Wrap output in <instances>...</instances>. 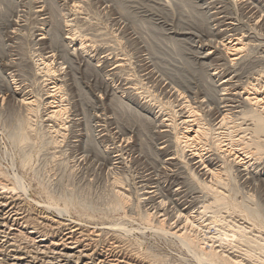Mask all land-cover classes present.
<instances>
[{"label":"rangeland","instance_id":"1","mask_svg":"<svg viewBox=\"0 0 264 264\" xmlns=\"http://www.w3.org/2000/svg\"><path fill=\"white\" fill-rule=\"evenodd\" d=\"M40 7H43V12L37 13ZM258 9L264 13V0H241L239 4L234 0H0V174H3L0 175V182L13 184L14 174L19 176L21 182L19 190L13 195L0 191V202L8 206L0 207V232L5 233H0V244H4L3 249L0 247V264H41L32 258L51 262L52 258L58 256L56 253L67 255L68 264H102L105 259L107 262L103 264H207L198 261L173 238L155 234L149 229L150 225L143 222L141 214L150 208L142 204L141 192L136 186L140 177L150 173L153 180L157 177L156 181L162 191H167L166 194H172L177 188L185 192L184 198L177 204L180 210L188 208L183 213L193 212L200 207L201 200L192 199L203 196L199 193L200 187L190 178L188 168L180 157L184 145L181 142L183 128L179 124L181 117L187 116L182 108L185 105L183 98L201 101L207 93L204 75L217 71L219 76L217 74L214 79L221 81L228 78L231 82L225 85L226 93L240 95L239 98L235 95L240 102L253 96V92L248 90L250 83L259 82L263 86L264 27L257 24L262 20ZM199 11H202L201 15ZM213 13L217 16H212ZM199 17H204L207 25L202 23L204 18ZM221 22H231L232 26L230 31L216 34V37L215 33L222 29ZM58 26L59 40L70 34L67 48H70V52L64 53L58 43L50 44L51 31ZM231 33L245 35V43L246 40L251 41L243 51L236 53L237 58L226 55L220 45ZM42 34L46 35V40L37 43ZM78 41L89 46L87 57L77 50L73 51ZM208 50L212 52L208 56L210 61H201L200 54L208 53ZM49 54H52L50 60L54 73H49L40 62L41 55L46 57ZM231 58L237 62L234 64ZM119 62L122 67H118L115 75L110 76L111 69ZM254 71L256 74L251 73ZM244 74L251 75L246 77ZM107 80L110 91L104 87L103 82ZM53 83L60 86L56 101L64 111L59 118L51 120L46 117L51 110L46 106L50 99L45 100V92ZM199 88L205 89L201 91ZM14 89L17 90L15 93L12 91ZM173 89L174 92L178 91L177 94ZM21 98L34 101L32 112L21 104ZM201 108L200 113H206L207 109ZM135 113L148 120L143 129L145 131L138 126ZM157 118L172 120L167 122L172 125L168 127V139L171 141L170 151L175 153L179 163L176 170L171 169L172 174L153 166L164 156H156V149L164 139L157 135V130L150 124L151 119ZM20 120H28L29 123L25 130L29 133L26 132L28 141L24 143H17L15 138ZM122 134H126L124 139ZM213 141L208 139L204 147L212 151L218 161ZM105 151L111 156L118 155V166L103 160L99 154ZM185 177L186 182L183 183ZM115 179L120 182V191L131 198L126 205L129 207L121 212L109 209L110 189ZM258 182L256 193L251 191L250 185H246L244 191L254 194L251 203L263 211L264 184L260 180ZM70 200L75 207L69 206ZM164 201L165 209L173 215L174 203L169 199ZM78 204L92 211L77 213L74 209ZM46 205L51 208L48 210ZM65 205L68 211H64ZM9 206L20 214L12 221L3 219L2 215L10 209ZM226 212L213 207L202 219L205 220L204 224L211 223L208 235L214 233L212 222L215 219L216 222L222 217L229 219L230 214ZM21 217L22 221L15 222ZM235 219L240 220L239 217ZM173 220L175 222V218H171L168 224H173ZM72 222L71 226L76 225V229H80L77 231L83 234L76 231L74 240L66 241V237L62 238L60 233L68 232L67 227ZM222 223H217V226L225 227ZM34 232L46 235L39 237ZM41 238L45 241L39 242ZM75 240H79V244H69ZM204 248L199 252L200 258L206 257L208 244ZM39 251L46 253V257ZM259 254L257 251L264 264V249L263 255ZM18 257L23 259L14 260ZM58 261L61 258L51 264H58Z\"/></svg>","mask_w":264,"mask_h":264},{"label":"bare ground","instance_id":"2","mask_svg":"<svg viewBox=\"0 0 264 264\" xmlns=\"http://www.w3.org/2000/svg\"><path fill=\"white\" fill-rule=\"evenodd\" d=\"M234 1L237 2L238 4H239V2H241V0H234ZM198 5L199 4H197V6ZM51 6L52 5H50V7ZM190 8H193V7H190ZM120 10H121V8H120ZM202 10H203V8H202ZM258 11L261 14L263 12L262 10L260 11L259 9H258ZM42 12H43V7H40V9L37 11V13H42ZM201 12L199 15L202 14ZM205 13L206 12H204V14ZM204 14L202 16H204ZM263 14H262V16L260 15L262 17L261 22L257 23V24H259L260 27H264V15ZM214 15L217 16V14L213 13L212 16H214ZM227 15H229V14H227ZM191 17H193V16H191ZM204 17H206V15ZM204 17H202V18H204ZM207 17H208L207 19H209V16H207ZM202 18L199 17V19H202ZM216 18H214V19L216 20ZM183 20H184V18H183ZM204 20L202 23H205L207 21L205 18H204ZM221 20H222V18L220 19V21ZM219 22L217 19V23H219ZM55 23H57V22H55ZM196 24H198V23H196ZM257 24H256V26H257ZM53 25H54V22H53ZM231 26H232L231 22L222 23V26H220L222 29L220 30V32L215 33V35L220 34V33L223 34L224 32L227 33V31H230L229 29H231ZM58 28H59V26L57 27V29L55 28V30H53V29H52V31L49 30V31H51V36L49 35L50 36L49 39L51 41L50 44L51 43L52 44L58 43V45L63 49L64 53L70 52L69 51L70 48L67 49L69 46L68 40L71 39L70 34L69 33L66 34V37L59 40L58 39L59 37L57 36ZM206 29L208 30V28H206ZM211 30H210V33H211ZM234 30H235V28H234ZM215 31H217V30H215ZM236 31H237V29H236ZM238 31H240V30H238ZM208 32L209 31H207V33ZM210 33H209V35H210ZM46 34H48V33H46ZM231 34L232 35H230L229 37H227V38L225 37V39L222 42L220 40H218L219 37L215 41L218 40V42L219 41L221 42L220 45L223 47L226 55H228L230 57H234L236 55V53L243 51L244 46L247 47L246 45H249L248 42H251V41L246 40L247 43H245V42H243L245 39H247L246 37H244L245 35L237 36V35H235V33H234V35H233V33H231ZM242 34H244V33H242ZM227 35H229V34H227ZM207 37H209V36H207ZM210 37H212V35H210ZM216 37H217V35H216ZM43 40H46L45 34H42L40 37H38L36 42L41 43V42H43ZM252 42H253V40H252ZM258 42L260 43V41H258ZM212 46H213V43H212ZM88 47L89 46L86 45L83 41H78L76 49H74V50L72 49V50L73 51L77 50L78 52H80V55L87 57L88 56ZM250 47L251 46H249L248 48L251 50ZM253 47H254V45H253ZM256 47L258 48V46H256ZM254 50H255V47H254ZM260 50H262V49L260 48ZM153 51H154V48H153ZM262 53L264 54V52H262ZM211 54H212V52H210V51L208 53H205V54L203 52L200 54L199 59L201 61H205L208 59L209 55L211 56ZM263 54L260 56H263ZM51 55L49 54L46 57H43L41 55L40 56L41 57L40 62L49 73L50 72L54 73L55 70L52 71V69H53L52 64H51L52 62L50 60V58H52ZM63 55H65V54H63ZM242 56H243V54H242ZM240 57H241V55H240ZM262 58H264V57H262ZM210 59H208V60L210 61ZM244 60H246V59H244ZM231 61H233L232 58H231ZM238 61H239V59H238ZM253 61H255V59H253ZM233 62L235 64V62H237V61L234 60ZM225 64L227 65V63H225ZM251 64H252V62H251ZM261 65H263V64H261ZM118 67H122V64L120 62H119V64H116V66L114 68L111 69L112 74H110V76L115 75L116 70L119 69ZM234 67H236V66H234ZM213 68H212V70H213ZM208 69H210V68H208ZM228 69H229V67H228ZM221 70H222V68H221ZM224 70H226V68ZM238 70H240V69H238ZM229 71H230V69H229ZM229 71H227V72H229ZM231 71H232V68H231ZM241 71H243V70H241ZM256 71H259V70H256ZM217 72H212V74H210V75L209 74L206 75L204 73L205 74L204 75L205 86H204V84H203V86L206 88V89L205 88L204 89L207 91V93H205V95L203 96L205 99L202 97L203 99L201 101H198L197 98L188 99L187 97H184L182 95L184 97V98L183 97L182 98L185 100L184 101L185 105H183L182 108H184L186 110L187 116L184 115V117H181V122L179 124L183 128V133L181 134L182 141L180 139L179 140L184 145L183 149L181 151L180 157L183 159L185 167L188 168L190 178L200 187L199 193H201V195H203V196L202 197H196L195 196L192 198L194 201H196L197 199L201 200V201L198 200L201 203L200 207L197 208V210H195L193 212L190 211L188 213H183L188 208L180 210V208H178L177 204L179 201H181L182 198H184L183 194L185 192L184 193L182 191L180 192V188H177V189H174L172 194H166L167 191H164V190L162 191L160 184L158 183V181H156L157 177L156 178L154 177L155 179L153 180V177L149 173L146 176L143 175L142 177H140V181L137 183L138 186H136L138 188V191L141 192V193L140 192L139 193L141 194V197H142V204L143 203L147 204L150 208L149 211L148 210H145V211L142 210L144 212L141 214V217H142L143 222L145 224L150 225L149 229L153 233L163 235L164 237L169 236V237H171V239L173 238L174 240H176L179 243L180 247L186 249L189 253H191L200 262H206L207 264H263L262 258L260 259V257L257 256V251L260 252L259 255H263V249H264V241H263L264 212L263 211L264 210L262 211V209L256 204L254 206L251 203L254 201L252 198L254 194L252 195L251 192L249 194L248 191L245 192L244 190L246 188L245 187L246 185L247 186L250 185L251 191H253V193H256L254 191L259 187V185L256 184V182H258L260 180L262 182V184H264V178H263V176H264V172H263V167H264V81L262 84L263 86H261V84L259 85V82L256 84L250 83L249 84L250 89H248V90H251V92H253V96L252 97H246V98H244V101L242 100V102H240L241 100L237 99V96H238L237 94H235V93H233V94L228 93L227 94L226 93L228 91L225 88V85H227V83L229 81L228 78H227V80H225L226 79L225 78L224 80H221V81H219L218 79H216V80L214 79V77L217 76V74L219 73V72L218 73ZM236 72H238V71H236ZM251 73L256 74L255 71L251 72ZM237 74H239V73H237ZM249 75H251V74H249ZM249 75L246 76L244 74V76H246V77H248ZM218 76H219V74H218ZM258 76L261 77L262 75L260 74ZM258 76H257V78L259 79ZM201 77H202V75H201ZM229 78H231V77H229ZM188 79L190 80V78H188ZM204 79H201V80H204ZM234 80H236V79H234ZM252 80H254V79H252ZM108 81L109 80H107V82L104 81L103 83L105 85L104 87L106 88V90L110 91ZM246 81H251V80H246ZM229 82H231V81H229ZM238 82H243V81H238ZM203 83H204V81H203ZM236 83H237V81H236ZM238 84H240V83H238ZM238 84H236V85L238 86ZM230 85H232V83L229 84V86ZM242 86H243V83H242ZM242 86H238V87H242ZM6 87L8 88V90H10L9 85H6ZM235 87L236 86H234V88ZM246 87H247V85H246ZM175 89H177V88H175ZM242 89H243V87H242ZM59 90H60V86H58L56 83H53V85L49 86L45 92V96H46L45 100L47 101L50 99V101H48L46 103V106L51 110V111L47 112L46 117H48V119H51V120L58 117L64 111V108L61 105H58V101H56L58 99V98L56 99V95L58 92H60ZM200 90L203 91L202 89H200ZM12 91L15 93L17 90L14 89ZM171 91H172V89H171ZM13 92H12V94H13ZM173 92H174V89H173ZM177 92L175 94H177ZM218 92H221L222 94H218ZM110 93H112V92H110ZM238 94H239V92H238ZM250 94H252V93H250ZM178 95L181 96V93H178ZM235 95H237V96H235ZM239 96H238V98H239ZM208 97H210L211 99H208ZM112 98H114V97H112ZM117 100H120V99H117ZM20 102L27 109H29V111H31V112L33 111L31 106L34 104V101H29L28 99L26 100V99L21 98ZM117 105H118V103H117ZM201 106H203L205 109H207L206 110L207 114L205 113V111H203L202 114L200 113V111H202V110H200ZM118 107H120V106H118ZM121 107L123 108V106H121ZM134 116H135V119L139 123L138 126L143 130L145 128V125L148 124V120L144 119L142 117V115H140L138 113H135ZM206 118H207V120H206ZM170 120H168V119H163V120L162 119L161 120L153 119V121H152V119L150 120V124L155 128V130H157L156 131L157 135L160 138L164 139V141L161 142L159 147L156 149L158 151V152L156 151L157 157L160 154L161 155L164 154V156L162 157V159L155 161V165H153V166H158L159 171H169L170 172L171 169L176 170L178 167V164H179L176 161L175 153L174 152L171 153L172 151H170L171 141H169V139H168V137H169L168 127L172 126V125L168 124L169 122L172 121V120L171 121ZM17 122H18V120H17ZM27 122H28V120H27ZM27 122L24 120H20L17 127H16V130H17L16 134L17 135L15 138H16L17 143H22V142L24 143V142L28 141L27 140L28 135L26 136V132L28 133V131L25 132V130L28 129V124H29V123L27 124ZM139 127H138V129H139ZM143 131H145V130H143ZM139 132L140 131H138V133ZM124 135L126 136V134H122L121 136L123 137ZM124 137H123V139H124ZM208 139L214 140L213 144L215 145L216 151L218 152V158H219L218 161H217V156L214 155L212 153V151L210 152V151L205 150L204 145L206 144ZM224 142H226V143H224ZM122 150H124V149H122ZM118 152H120V150H118ZM99 155H102V157L104 158L103 160L106 161V163H108V164L111 163L112 165L118 166V164H119L118 155L111 156L110 153H107L106 151L99 154ZM157 157H156V159H157ZM260 162L261 163L263 162L262 165L260 164ZM152 163H154V162H152ZM259 164L262 167V169L259 166ZM154 170H155V167H154ZM155 171H157V169ZM0 175H3V174L1 173ZM187 178H188V176H187ZM12 179H13V184H10V185L7 184L6 182H4V183L0 182V191L2 190L3 191L2 193L9 192V193H12V195H13V193H15L16 190L17 191L19 190V188H20L19 185L21 183L19 176L14 174ZM0 180H1V178H0ZM182 182L183 183L186 182V177L183 178ZM119 184H120L119 180L115 179L113 181V183L111 185V189H110L111 190V192H110L111 196H110V201H109V209L113 212H121L123 209L125 210L126 207H129L126 205H128L131 202L130 196L125 194V192L120 191L121 188H120ZM190 184H192V182ZM180 185H182V184H180ZM10 198H12V197H10ZM10 198H8V199H10ZM167 199L170 200L169 202L174 203V210L172 213L173 215H171L170 212L165 209V207H166L165 202L166 201H164V200H167ZM11 201H12V199H11ZM1 202H0V207L8 208V206H6L5 203L3 205L2 204L3 202L2 203ZM68 204H69V206H73V207L76 206L72 200H70L68 202ZM131 204H133V203H131ZM53 205H55V204H53ZM46 206H48V205H46ZM49 206H50V204H49ZM56 206L57 205H55V207ZM66 206L67 205H65V207ZM77 206H78V207H76L77 209L76 208L74 209V210H76L77 213H80V212L86 213V212L92 211V209L86 208V206H83L80 204H78ZM252 206H254V207H252ZM132 207H133V205H132ZM213 207L214 208L216 207L219 210L224 209L227 211L226 213H229L231 216L235 214V217H239L240 218L239 221H241V220L242 221L239 222L235 219L234 216L231 217L230 215H229L228 220L225 217H222L218 222H216L217 221L216 219L214 220L212 218L215 221V222L214 221L212 222L213 226H215L213 228L214 233L212 236L208 235V234H210L209 233V230H210L209 225L211 223L204 224L205 220H202V219L204 217H206V215H208V212L211 211ZM9 208H10V206H9ZM50 208L51 207H49L48 210ZM67 208L68 207H66L64 209V211L65 210L68 211ZM130 208H131V206H130ZM146 208H148V207H146ZM141 209H142V207H141ZM131 210H132V208H131ZM60 211H57V212H60ZM2 215L4 216L3 219L7 220L9 218V220L12 221V220H14L12 218H14L15 216H19L20 214H18V210L17 209L14 210V207L12 206V208H10L9 210L7 209L6 212L3 213ZM170 215H171V217H170ZM217 215H219V214L217 213ZM213 217H214V215H213ZM15 218H17V217H15ZM171 218L172 219L175 218V222L173 220L172 221V222H174L173 224H168V221L171 220ZM17 220L22 221V217L15 219V222H17ZM209 220H211V219H209ZM217 223H222V224H224L225 227L219 228L217 226L218 225ZM72 224H73V222L70 225H68L67 230H66L68 232L63 233L64 232L63 231L60 233V236H62V238L66 237V241L69 239H71V241H73L74 237H76V236H74L75 232L77 230H80V229H76V225L71 226ZM173 225H175V226H173ZM77 232L79 233V231H77ZM0 233L3 235L5 234L4 231H2ZM81 233H79V234L81 235ZM36 234H39L40 235L39 237H44L46 235L44 233L42 234V233L34 232V235H36ZM194 234H195V236H194ZM69 235H72L73 238H70ZM5 237H7V236L5 235ZM43 241H45V240L43 238H41L39 242H43ZM78 241L75 240L74 243L70 242L69 244H79ZM207 244H208L209 250L206 251V257L200 258L199 252L201 250L205 249L204 246ZM3 245L0 244V247H2V249L4 248ZM112 245H113V243H112ZM70 249H74V248H70ZM39 253L44 254V256L46 254V253H43L40 251H39ZM55 255H58V256L57 257L55 256V258H52L51 262H49L50 260L47 262H44L45 260L42 259L43 260L42 261L41 259H38L37 257L32 258V260H34V261L38 260L41 262V264L42 263L43 264H51L52 261H55L57 259L60 260V258H61V261H58L59 262L58 264H61L62 262H64V264H68V256L67 255H62V254L60 255L59 253L58 254L56 253ZM22 259L23 258H20V257H18L16 259L14 258V260H17V261L22 260ZM105 261L107 262V259H105ZM105 261H102V264ZM100 263H101V261H100Z\"/></svg>","mask_w":264,"mask_h":264}]
</instances>
